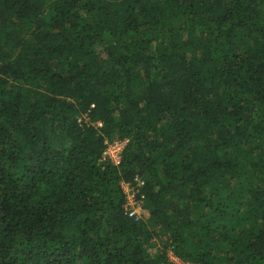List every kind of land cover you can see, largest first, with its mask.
<instances>
[{
	"label": "trees",
	"instance_id": "16d2710c",
	"mask_svg": "<svg viewBox=\"0 0 264 264\" xmlns=\"http://www.w3.org/2000/svg\"><path fill=\"white\" fill-rule=\"evenodd\" d=\"M168 249L264 264V0H0V264Z\"/></svg>",
	"mask_w": 264,
	"mask_h": 264
},
{
	"label": "built area",
	"instance_id": "2783aa9c",
	"mask_svg": "<svg viewBox=\"0 0 264 264\" xmlns=\"http://www.w3.org/2000/svg\"><path fill=\"white\" fill-rule=\"evenodd\" d=\"M82 120H84L85 122H90L91 119L89 117L79 118V121ZM106 143H107V147L105 148L100 160H102L103 162H111L114 164H119L121 161L123 149L127 144V140L114 138L112 140H107ZM143 184H144L143 180L140 179L139 177L135 179L134 183L122 182V187L126 195V204H125L126 210L129 212L131 216L134 217L143 218V216H141L139 212L137 205L139 201L144 200V195H142L141 193V187L143 186ZM139 194L141 195L140 198H139ZM167 257L170 261L176 264H188L182 261L180 258H178L171 249H168Z\"/></svg>",
	"mask_w": 264,
	"mask_h": 264
},
{
	"label": "rangeland",
	"instance_id": "374dc122",
	"mask_svg": "<svg viewBox=\"0 0 264 264\" xmlns=\"http://www.w3.org/2000/svg\"><path fill=\"white\" fill-rule=\"evenodd\" d=\"M103 162L102 160H100ZM139 212L143 218L149 217L148 211L144 208V201H139L137 203ZM157 231L156 237L151 247H149V254L154 256L159 250H164L167 245V237L164 233L160 232L158 228L155 229ZM168 251V250H167Z\"/></svg>",
	"mask_w": 264,
	"mask_h": 264
}]
</instances>
